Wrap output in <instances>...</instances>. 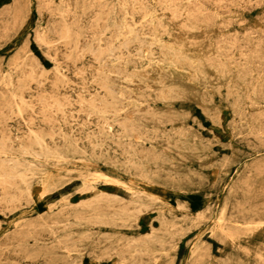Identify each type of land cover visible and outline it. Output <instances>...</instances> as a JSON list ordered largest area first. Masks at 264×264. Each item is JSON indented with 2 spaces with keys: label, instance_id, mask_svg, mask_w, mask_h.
I'll return each instance as SVG.
<instances>
[{
  "label": "rangeland",
  "instance_id": "obj_1",
  "mask_svg": "<svg viewBox=\"0 0 264 264\" xmlns=\"http://www.w3.org/2000/svg\"><path fill=\"white\" fill-rule=\"evenodd\" d=\"M0 112V264H264V0H0Z\"/></svg>",
  "mask_w": 264,
  "mask_h": 264
},
{
  "label": "bare ground",
  "instance_id": "obj_2",
  "mask_svg": "<svg viewBox=\"0 0 264 264\" xmlns=\"http://www.w3.org/2000/svg\"><path fill=\"white\" fill-rule=\"evenodd\" d=\"M81 1H82V0H81ZM57 2H58V1H57ZM65 3H66V2H65ZM80 4H81V3H80ZM65 5H66V4H65ZM69 5H70V4H69ZM70 6H71V5H70ZM121 6H122V4H121ZM75 7H76V6H75ZM79 7H80V6H79ZM90 7H91V6H90ZM63 8H64V7H63ZM67 8H68V6H67ZM67 8H66V9H67ZM73 8H74V7H73ZM87 8H89V6H88ZM55 9H56V8H55ZM66 9H65V10H66ZM68 9H69V8H68ZM74 9H75V8H74ZM74 9H73V11H74ZM65 10H64V12H65ZM88 10H89V9H88ZM115 10H116V9H115ZM62 11H63V10H62ZM66 11H67V10H66ZM116 11H117V10H116ZM171 13H172V12H171ZM63 14H64V13H63ZM63 14H62V15H63ZM114 14H115V13H114ZM51 16H52V15H51ZM122 16H124V15L122 14ZM69 17H70V16H69ZM71 17H72V16H71ZM50 18H51V17H50ZM51 19H52V18H51ZM55 20H56V19H55ZM72 20H73V19H72ZM66 21H67V20H66ZM66 21H64V22H66ZM94 22H95V21H94ZM77 23H78V22H77ZM91 23H92V22H91ZM64 24H66V23H64ZM69 24H70V22H69ZM82 24H83V23H82ZM79 25H80V24H79ZM53 26H54V25H53ZM53 26H52V27H53ZM80 26H81V25H80ZM80 26H79V27H80ZM55 27L57 28V26H54V28H55ZM64 27H65V26H64ZM73 27H75V26H73ZM88 27H89V26H88ZM186 27L188 28V26H186ZM68 28H69V27H68ZM70 28H71V27H70ZM47 29H48V28H47ZM59 29H60V28H59ZM66 29H67V28H66ZM78 29H79V28H78ZM57 30H58V29H57ZM57 30H56V31H57ZM75 30H76V29H75ZM52 31H53V30H52ZM70 31H71V29H70ZM53 32H55V31H53ZM53 32H52V34H53ZM73 32H74V30H73ZM73 32H72V33H73ZM84 32H85V31H84ZM107 32H108V31H107ZM50 33H51V32H50ZM62 33L64 34V32H62ZM69 33H70V32H69ZM69 33H68V35H69ZM74 33H75V32H74ZM86 33H88V32H85L84 34H86ZM109 33H111V32H109ZM90 34H91V33H90ZM59 35H61V34H59ZM59 35H58V37H60ZM72 35H73V34H72ZM83 36H84V35H83ZM83 36H82V38H83ZM85 36H86V35H85ZM67 37H68V36H67ZM75 37H76V36H75ZM86 37H87V36H86ZM88 37H89V36H88ZM93 37H94V36H93ZM72 38H73V37H72ZM72 38H71V39H72ZM82 38H81V39H82ZM91 38H92V37H91ZM42 39H43V38H42ZM65 39H66V37L64 38V40H65ZM64 40H63V41H64ZM68 40H69V39H68ZM72 40H74V39H72ZM78 40H79V39H78ZM69 41H70V40H69ZM71 42H72V41H71ZM71 42L69 43L70 45H71ZM73 42H75V41H73ZM73 42H72V43H73ZM78 44H79V43H78ZM73 45H75V44H73ZM43 46H45V45L43 44ZM76 46H77V45H75V48H76ZM68 47L70 48V46H68ZM77 47L80 48V46H77ZM62 48H63V47H62ZM81 48H82V47H81ZM81 48H80L79 50H81ZM93 48H94V47H93ZM45 49H47V48H45ZM124 49H125V48H124ZM148 49H149V48H148ZM92 50H93V49H92ZM105 50H106V49H105ZM76 51H77V50H76ZM93 51H94V50H93ZM77 52H78V51H77ZM68 53H69V52H68ZM108 53H109V52H108ZM69 55H70V54H69ZM65 57H66V56H65ZM80 57H81V56H80ZM80 57H79V58H80ZM75 58H76V57H75ZM81 58H82V57H81ZM93 58L95 59V57H93ZM61 60H62V59H61ZM95 60H96V59H95ZM100 60H101V59H100ZM101 61H102V60H101ZM97 64H98V63H97ZM13 65H14V64H13ZM20 65H21V64H20ZM117 68H118V67H117ZM29 69H30V68H29ZM97 69H98V68H97ZM114 69H115V68H113V70H114ZM31 70H33V69H31ZM33 71H34V70H33ZM35 71H36V70H35ZM35 71H34V72H35ZM62 71H63V70H62ZM112 72H114V71H112ZM115 72H116V70H115ZM32 73H33V72H32ZM35 73H36V75H37V72H35ZM41 73H42V72H41ZM41 73L38 72V74H41ZM57 73H58V72H57ZM82 73H83V72H82ZM102 74H103V73H102ZM29 75H32V74H29ZM36 75H35V76H36ZM76 75H77V74H76ZM146 75H147V73H146ZM37 76H39V75H37ZM37 76H36V77H37ZM148 76H149V75H148ZM34 78H35V77H34ZM36 79H37V78H36ZM36 79H35V80H36ZM37 82H38V81H37ZM39 85H40V84H39ZM103 86H104V85H103ZM23 87H24V86H23ZM38 87H39V86H38ZM110 87H111V86H110ZM111 88H112V87H111ZM99 89H100V88H99ZM115 89H116V88H115ZM237 92H238V91H237ZM230 97H231V96H230ZM27 98H28V97H27ZM13 100H14V99H13ZM18 100H20V99H18ZM21 101H22V100H21ZM196 101H197V100H196ZM56 102H57V101H56ZM57 103H58V102H57ZM15 105H16V104H15ZM22 105H24V104H22ZM22 105H21V106H22ZM16 106H17V105H16ZM16 106H15V107H16ZM201 107H202V106H201ZM4 110H5V109H4ZM219 111H220V110H219ZM0 113H2V112H0ZM2 115H3V114H2ZM6 115H7V114H6ZM30 119H31V117H30ZM30 119H29V120H30ZM1 123H2V122H1ZM116 124H117V123H116ZM116 126H117V125H116ZM41 159H42V158H41ZM11 161H12V160H11ZM8 177H9V176H8ZM26 190H27V189H26ZM12 198H13V197H12ZM217 201H218V200H217ZM128 209H129V208H128ZM66 213H67V212H66ZM75 218H76V217H75ZM158 224H159V223H158ZM254 224H255V223H254ZM259 224H260V223H259ZM241 225H242V224H241ZM244 226H245V225H244ZM224 228H225V227H224ZM218 242H219V241H218ZM234 249H235V247H234ZM69 259H70V258H69Z\"/></svg>",
  "mask_w": 264,
  "mask_h": 264
}]
</instances>
